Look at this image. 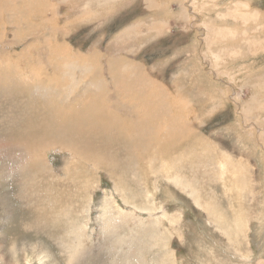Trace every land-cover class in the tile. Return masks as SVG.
Instances as JSON below:
<instances>
[{
	"label": "rangeland",
	"instance_id": "obj_1",
	"mask_svg": "<svg viewBox=\"0 0 264 264\" xmlns=\"http://www.w3.org/2000/svg\"><path fill=\"white\" fill-rule=\"evenodd\" d=\"M262 156L264 0H0V264H264Z\"/></svg>",
	"mask_w": 264,
	"mask_h": 264
},
{
	"label": "bare ground",
	"instance_id": "obj_2",
	"mask_svg": "<svg viewBox=\"0 0 264 264\" xmlns=\"http://www.w3.org/2000/svg\"><path fill=\"white\" fill-rule=\"evenodd\" d=\"M114 1H117V0H114ZM122 1V0H121ZM176 1V0H175ZM195 1V0H194ZM144 2V1H143ZM97 3V2H96ZM145 4V3H144ZM148 5V4H147ZM87 8V7H86ZM138 8V7H137ZM145 8V7H144ZM147 8V7H146ZM199 14V13H198ZM62 16V15H61ZM46 17V16H45ZM54 19V18H53ZM52 19V20H53ZM189 19V18H188ZM59 20V19H58ZM192 21V20H191ZM138 22V21H137ZM53 26V25H52ZM139 26V25H138ZM129 28H131V27H129ZM174 28V27H173ZM232 28H233V26H232ZM132 30V29H131ZM59 31H60V29H59ZM238 31V30H237ZM61 32V31H60ZM125 32V31H124ZM123 35H124V33H122ZM121 34V35H122ZM233 34V33H232ZM122 35V36H123ZM241 35V34H240ZM239 37V36H238ZM55 39V38H54ZM65 39V38H64ZM58 40H59V38H58ZM121 40V39H120ZM201 40V39H200ZM54 47H56V46H54ZM58 48H60V47H57V50H55V51H58ZM61 49H63V48H61ZM61 49H59V50H61ZM121 49V48H120ZM65 51V50H64ZM215 52V51H214ZM56 53V52H55ZM216 57H217V54L215 53L214 54V57H213V59H216ZM102 69V68H101ZM239 71V70H238ZM188 73V72H187ZM191 74V73H190ZM231 74V73H230ZM210 75V74H209ZM218 75V74H217ZM213 76V75H212ZM211 77V76H210ZM128 78H129V74H128ZM132 78V77H131ZM99 79H101L100 78V72L99 71H97L96 72V74H94L93 76H90V77H88V80H89V83H93V84H95L96 82H97V80H99ZM216 81V80H215ZM222 83V82H221ZM221 83H219V84H221ZM192 84V83H191ZM222 85V84H221ZM88 87V86H87ZM84 93L87 95V96H89V95H92V94H95V95H97V93H96V91H94L93 90V92H91L90 90H88L87 88H86V90L84 91ZM152 93V92H151ZM219 93V92H218ZM213 94V93H212ZM155 95V94H154ZM157 96V95H156ZM226 97V96H225ZM80 98V95L79 96H76V97H74L71 101H73V100H78ZM80 100V99H79ZM157 102V101H156ZM220 105V104H219ZM241 106V105H240ZM66 109H63V111H65ZM72 119H73V117H72ZM80 119V118H79ZM81 121V120H80ZM90 125V124H89ZM94 127V126H93ZM88 129V128H87ZM85 130V129H84ZM237 130V129H236ZM86 131H88V130H86ZM88 132H90V131H88ZM262 132V131H261ZM60 133L64 136V135H66V133H64L63 131H60ZM187 133V132H186ZM183 135H184V133H182ZM189 135V134H188ZM58 136H60V134L58 135ZM185 136V135H184ZM80 141V140H79ZM78 141V142H79ZM82 142V141H81ZM263 158H262V161L264 162V156H262ZM248 161L246 160H244V158L242 157V158H239L237 161H232V160H223V161H221V162H218V166H217V168H216V173L217 174H219V173H221V175H222V178H224V181H222L221 179H219V181L221 180L222 182H228L230 185L232 184V186L229 188V191L230 192H232V193H234L235 192V190L237 189V194L236 195H242V194H251L252 193V196H253V199L255 198V192H254V189H253V185L251 184V181L249 180V175L252 173V169L250 168V165H248V163H247ZM220 169H219V168ZM251 167H252V165H251ZM239 174H242L243 176H245V181H247V184L245 183V182H241V180L239 179ZM178 175H180V174H178ZM181 176V175H180ZM220 176V175H219ZM228 178V179H227ZM262 179V178H261ZM218 181V180H217ZM220 181V182H221ZM219 182V183H220ZM173 183H174V185L176 186V187H178V188H180V189H182V190H185L187 193H188V195H189V197H190V199H192L193 200V202L195 203V205L197 206V207H201V209L200 210H202V211H204V212H206L207 214H208V217L211 219V221H213V222H215V224H216V228H218V230H216V232H218V231H220L221 233H223L224 234V236H226L227 237V240H228V242L230 243V241H231V239H232V235H231V233L229 234L228 233V231L226 230V227H227V224L225 223V221H224V219H223V217L216 211V209H214V210H212V207L208 204V203H206V202H203V199H202V197L200 196V194H201V188L199 189H197L198 191H194V188H192V187H190L189 185H187L186 184V182H185V184L184 183H182V178L181 177H179V176H174V178H173ZM218 183V184H219ZM259 183V182H258ZM119 189L120 188H118V191H119ZM121 191H123V192H126V190L124 191V190H121ZM120 191V192H121ZM184 192V191H183ZM218 192V191H217ZM225 193H227V192H225ZM132 195V193H130V198H135L136 197V195H133V196H131ZM227 195V194H226ZM231 195V194H230ZM219 196V195H218ZM171 197H173V198H176V200L177 201H179V198L177 197V195L175 194V193H173V192H170L169 193V198H171ZM234 196L233 195H231V199L233 200V202H240L239 203V209H240V211H238L237 212V214H238V219H245L244 220V224L242 225V227H240L239 225H238V230H240L241 232H243V233H241V235H240V237H239V239H237V242H235L234 243V245L236 246H234V253H235V255H238L239 253H241V252H247V250H249L248 248H249V244H248V239H249V237H248V235L247 234H245L249 229H250V224H251V222H252V218H253V216L250 214V211L247 213V210H246V208L244 207V205H243V203H241V199H240V196L238 197V196H236V198H234ZM131 203V202H130ZM219 203V202H218ZM217 203V204H218ZM231 203H232V201H231ZM219 205V204H218ZM221 205V204H220ZM231 205H233V204H231ZM232 207V206H231ZM232 209V208H231ZM242 209H245V210H242ZM262 210L264 211V202L262 203ZM176 212H174L171 216H170V221H171V223L172 224H178L180 221H181V219H182V211H179V210H175ZM119 212H120V214H128V213H126L124 210H122V209H120L119 210ZM260 212H261V210H260ZM130 217L132 216V214H128ZM260 218V217H259ZM259 220V219H258ZM264 222V221H263ZM261 223V222H260ZM210 224H212L211 222H210ZM263 229H264V223H263V225L261 226V224L259 225L258 224V231L261 233L262 231H263ZM220 233V234H221ZM256 233V232H255ZM264 233V232H263ZM213 257H215L213 254H211ZM234 255V254H233ZM251 259V255L250 254H248V256L246 257L245 256V258L243 259V261L242 262H245V263H249V262H251L252 261V259ZM219 264L221 263V261H219L218 262ZM206 264H210L209 262H206ZM215 264H217L216 262H215Z\"/></svg>",
	"mask_w": 264,
	"mask_h": 264
}]
</instances>
